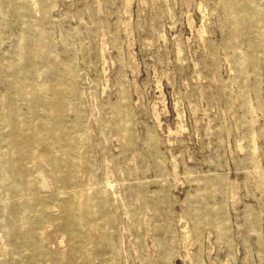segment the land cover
<instances>
[{"label": "rangeland", "instance_id": "374dc122", "mask_svg": "<svg viewBox=\"0 0 264 264\" xmlns=\"http://www.w3.org/2000/svg\"><path fill=\"white\" fill-rule=\"evenodd\" d=\"M13 4L0 0V94L1 65L14 60L23 38ZM50 5L44 31L54 54L79 69L86 106L105 125L104 137L95 135L93 142L118 199L111 240L119 245L105 264H264V51L254 73L244 64L246 83L258 92L245 94L253 110L247 117L225 44L224 16L205 0H50ZM119 79L134 134L130 152L120 148L112 126ZM200 178L211 181L209 191L192 183ZM218 183L226 186L224 196L214 193ZM121 185L136 195L145 192V200L129 208ZM209 195L212 207H221L218 225L196 226L190 203L203 206ZM134 215L141 217L137 224ZM217 227L226 229L227 239L218 236Z\"/></svg>", "mask_w": 264, "mask_h": 264}, {"label": "bare ground", "instance_id": "6f19581e", "mask_svg": "<svg viewBox=\"0 0 264 264\" xmlns=\"http://www.w3.org/2000/svg\"><path fill=\"white\" fill-rule=\"evenodd\" d=\"M205 2L224 16L238 97L250 117L253 110L245 94L257 97L258 92L246 83L243 68L245 64L254 73L264 51V0ZM50 8V0H14L13 14L24 27L23 38L13 51L14 60L1 65L5 92L0 94V264H105V256L119 250L111 240L118 199L93 142L95 135L104 137L105 125L97 123L86 106L79 69L54 54L44 31ZM116 100L112 126L120 148L130 152L135 149L134 134L120 79ZM243 126L252 128L246 120ZM147 142L154 146L152 137ZM249 164L253 166L252 160ZM112 169L120 171L117 165ZM192 180L198 189L211 188L208 178ZM158 184L164 186L163 181ZM118 191L125 193L129 208L146 198L145 192L133 194L128 185ZM214 193L224 196L226 186L218 183ZM209 200L210 195L203 206L190 203L196 226L218 225L221 207L214 209ZM132 218L135 224L141 221L136 215ZM215 230L227 239L224 227ZM160 258L166 262V253Z\"/></svg>", "mask_w": 264, "mask_h": 264}]
</instances>
